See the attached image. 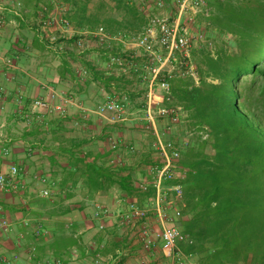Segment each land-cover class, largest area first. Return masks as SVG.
Returning a JSON list of instances; mask_svg holds the SVG:
<instances>
[{
    "label": "crops",
    "instance_id": "1",
    "mask_svg": "<svg viewBox=\"0 0 264 264\" xmlns=\"http://www.w3.org/2000/svg\"><path fill=\"white\" fill-rule=\"evenodd\" d=\"M57 1L3 0L2 4L0 137L10 139L9 144H3L10 154L3 156L0 144V172L7 173L10 165L20 172L16 191L0 190V221L9 223L7 229L0 227V264H35L45 258H55L60 264H98L100 258V264H111L117 256L124 264H178L162 245L153 252L144 251L136 239L135 224L125 221L130 216L129 204L145 207L150 199L139 193L135 184L151 178L149 167L156 157L150 140L155 142V137L145 119L146 83L132 70L124 72L110 65L109 60L111 56H134L142 70L144 54L119 40H110L108 46L98 45L88 33L100 26L92 31L78 28L70 20L76 8L64 0ZM142 3L138 9L147 14L151 7ZM89 8L93 10L92 5ZM201 17L198 14L197 24L191 26L193 37ZM51 18L66 19L70 32L60 24L43 26L42 21ZM51 38L56 41L52 43ZM201 39L202 47L210 45L206 36ZM80 40L84 47L77 49L75 42ZM192 58L191 54V62ZM189 80L177 77L172 88ZM52 94L57 100L51 103L63 105L64 114L55 113L47 125L24 118L32 101H50ZM107 96L127 99L125 121L114 122L112 113L95 112ZM155 99L164 101L161 92ZM187 117L184 111L173 127V140L189 141L193 128ZM182 125L188 130L180 137L176 129ZM111 140L120 145L116 151L109 148ZM80 157L85 161L78 163ZM111 161L121 162L122 167L112 169ZM86 163L112 172L125 182L129 192L118 183L105 182L99 189L92 186ZM41 177L54 185L41 183ZM44 189L51 191L49 198L40 197ZM96 205L109 209L110 216L94 220ZM149 222L152 231L160 229L155 218ZM38 226L46 231L41 238L34 237ZM31 246L36 248V258L28 260ZM16 255L18 260L14 259ZM185 264H197L196 257L188 256Z\"/></svg>",
    "mask_w": 264,
    "mask_h": 264
},
{
    "label": "trees",
    "instance_id": "2",
    "mask_svg": "<svg viewBox=\"0 0 264 264\" xmlns=\"http://www.w3.org/2000/svg\"><path fill=\"white\" fill-rule=\"evenodd\" d=\"M93 1L64 0L76 8L70 20L78 28L130 37L148 22L131 0ZM207 10L210 45L200 52L198 82L172 88L193 128L179 161V227L188 240L180 247L197 264H264V0H208ZM84 165L97 189L127 188L112 172Z\"/></svg>",
    "mask_w": 264,
    "mask_h": 264
},
{
    "label": "built area",
    "instance_id": "3",
    "mask_svg": "<svg viewBox=\"0 0 264 264\" xmlns=\"http://www.w3.org/2000/svg\"><path fill=\"white\" fill-rule=\"evenodd\" d=\"M58 3L57 0H51ZM144 5L163 11L166 8L167 0H142ZM175 14L173 17L166 16L163 13L150 16L143 31L135 36L123 37L121 35H111L103 27L96 31L88 33L96 39L98 45L108 46L110 40H119L129 43L135 48L140 49L145 58V65L141 70L134 62L135 57L111 56L109 64L120 67L124 72L132 70L134 76L146 83V117L149 124L148 129L155 137L153 145L155 151V161L149 167L150 180H140L135 184L139 193L147 194L151 190L153 196L148 199L145 207L129 204L130 216L125 221L129 225L135 224V236L146 252H153L157 245H162L164 252L174 259L178 264H185L188 256L182 251L180 245L188 243L187 238L178 227L182 218L181 207L184 202V189L181 182L184 174L179 170V161L183 148L188 141L178 142L173 140L174 126L181 119L184 110L181 106L172 105V82L177 78L189 77L195 83L198 82L197 66L191 62V50L194 37L191 33V26L195 24L196 17L205 9L207 16L208 0H171ZM2 4L0 0V28L4 26L2 17ZM43 26H52L60 24L66 31L70 32V24L66 19L59 21L51 18L42 21ZM202 38V35L199 36ZM50 41L54 43L55 38ZM77 49H82L84 43L75 42ZM59 50L62 47L58 48ZM170 67V69L168 68ZM172 68V69H171ZM178 69V71H177ZM177 72V73H176ZM161 92L164 101L155 99V94ZM57 100L55 94L51 95V100H34L31 103L30 112L24 116L27 121L30 117L41 124L47 125L48 120L55 114H64L63 105L52 104ZM21 99H18L20 104ZM127 99L125 97L107 96L104 103L99 105L95 112L99 115L112 113L114 122H123L126 120ZM162 124L161 128L157 123ZM8 137H0L2 145V155L7 157L10 149L3 144H9ZM111 151L119 148L117 141H109ZM112 169H119L122 163L111 161ZM19 169L15 165H10L7 173L0 172V190L16 191ZM41 183L54 185L47 177L40 178ZM42 198H49L51 191L44 189L39 193ZM1 210V208H0ZM109 209L96 205L93 218L96 221L109 217ZM155 218L160 225V229L152 231L150 219ZM27 225V223H25ZM0 227L7 229L9 223L7 220L0 221ZM103 228L101 224L98 225ZM45 230L38 226L34 232V237L41 238L45 235ZM28 260L36 258V248L31 246L28 250ZM15 260L19 256L14 257ZM5 261V260H4ZM7 262V261H6ZM102 260L98 258L96 263L100 264ZM35 264H60L55 258L40 259ZM102 264H110L104 262ZM111 264H124L120 256L112 259Z\"/></svg>",
    "mask_w": 264,
    "mask_h": 264
},
{
    "label": "rangeland",
    "instance_id": "4",
    "mask_svg": "<svg viewBox=\"0 0 264 264\" xmlns=\"http://www.w3.org/2000/svg\"><path fill=\"white\" fill-rule=\"evenodd\" d=\"M134 4H136L137 6H139L141 3H140V1L141 0H131ZM95 2H97V0H94L93 1V3H95ZM142 4H144V3H142ZM147 9V8H146ZM149 11H147V14L145 13V15L147 16H153V15H157V14H161V13H163V14H165L166 16H169V17H173L174 16V14H175V10H174V8H173V5H172V2H171V0H167V5H166V8H165V10H163V11H157V10H155V9H148ZM206 10V9H205ZM205 10L201 13L202 14V17H201V19L199 20V23H198V25H199V27H194V29H196L197 31H198V33H195V31H194V34H195V36H194V38H195V40L193 41V46H192V50H191V54L193 55V58H192V60H194V61H192L196 66H197V64L199 63V61H200V52H201V50H203V48L204 47H206V46H203L202 47V44L199 42L200 41V39H199V35H202V39H204L205 38V36H208V37H210L211 36V33L208 31V29H207V25H206V21H205V18H206V13H205ZM208 11V10H207ZM196 24H197V22H196ZM196 26V25H195ZM205 35V36H204ZM201 39V40H202ZM157 125H158V127L159 128H161V126H162V124L160 123V122H158L157 123ZM187 128V127H186ZM186 128H184V126L182 125V127H180V128H178V130L176 129V134L179 132V135H180V137L181 136H183L184 135V133L188 130V129H186ZM148 131V130H147ZM174 133H175V129H174ZM148 141V140H147ZM151 141V143L152 144H154L155 142L153 141V140H150ZM154 142V143H153ZM144 201V203L146 202V200H143Z\"/></svg>",
    "mask_w": 264,
    "mask_h": 264
}]
</instances>
